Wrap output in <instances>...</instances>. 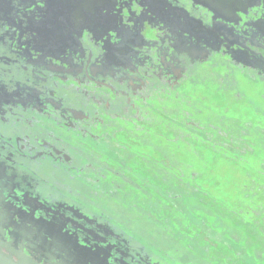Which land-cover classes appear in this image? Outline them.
<instances>
[{"label": "flooded vegetation", "instance_id": "flooded-vegetation-1", "mask_svg": "<svg viewBox=\"0 0 264 264\" xmlns=\"http://www.w3.org/2000/svg\"><path fill=\"white\" fill-rule=\"evenodd\" d=\"M197 146L262 186L193 201ZM159 168L197 217L173 214L164 250L125 208ZM0 233L40 264H264V0H0Z\"/></svg>", "mask_w": 264, "mask_h": 264}, {"label": "rangeland", "instance_id": "rangeland-1", "mask_svg": "<svg viewBox=\"0 0 264 264\" xmlns=\"http://www.w3.org/2000/svg\"><path fill=\"white\" fill-rule=\"evenodd\" d=\"M199 90L200 91H197L196 96L194 97L199 99L203 97L206 98L205 100H201L202 108L209 110L220 117L228 116L234 119L238 118L252 121L255 125H263V118L257 115L248 105L230 104L222 99V97H224L223 95L215 92L214 90H207L203 88H199ZM135 149L139 152L151 155L157 160H161L160 154L154 153L148 148L137 145ZM197 149L200 153L199 163H202L201 165L204 166V170L206 171L201 173L203 172V169L201 168H197V170L192 171L191 173L195 174V179L192 181L184 177L186 183L189 184V188L187 189L188 192L186 193L185 191L184 193L192 195L191 198L193 201L196 199L194 196L206 193L211 195L214 199L220 200L235 209H240L237 201L238 195L251 193L253 188L255 191H258V188L262 186L261 182H253V178L249 176L244 169L223 158L221 154H217L212 150L209 151L201 148L200 146H197ZM192 160L196 161L194 159ZM166 171L167 170L165 169L163 170L159 168V172L162 174L159 173L158 180H156L152 186H147V192L142 190L145 196L149 199L148 201L141 203V211L136 209L138 197L135 196L132 198L127 196V203L125 207L126 223L129 227L128 231L130 234L139 240H141L140 238H143L144 242H151L153 239L159 238V241L163 240L162 244H158L159 249L162 250L167 249V244L163 237H168L167 231L170 226L167 221H169L170 217L173 214L177 215V211L181 212V214H183V216L185 215V217L194 216L193 210H187L190 209L188 202L186 201L188 198L185 200L178 198L179 196H182V192H179L178 188H175V186L173 187L168 184L167 181H164L165 179L169 180L166 177ZM174 175L177 179H181L180 170L176 169L174 171ZM167 191H171V194H167ZM150 196H152V199ZM143 199L144 198L142 197L141 201ZM173 206L175 207V211L171 212V208ZM159 213L161 217L159 216ZM197 214L201 213L197 211ZM183 216L176 218V220L182 221ZM154 220H158V222H155ZM210 223L215 224L216 221L214 219H210Z\"/></svg>", "mask_w": 264, "mask_h": 264}, {"label": "water", "instance_id": "water-1", "mask_svg": "<svg viewBox=\"0 0 264 264\" xmlns=\"http://www.w3.org/2000/svg\"><path fill=\"white\" fill-rule=\"evenodd\" d=\"M0 264H40L28 257L22 247L8 242L5 235L0 233Z\"/></svg>", "mask_w": 264, "mask_h": 264}, {"label": "trees", "instance_id": "trees-1", "mask_svg": "<svg viewBox=\"0 0 264 264\" xmlns=\"http://www.w3.org/2000/svg\"><path fill=\"white\" fill-rule=\"evenodd\" d=\"M174 186H175V188L179 189V192H182V190L184 188L180 181H179V184H178V180L177 179L174 180ZM167 194H171V191H167Z\"/></svg>", "mask_w": 264, "mask_h": 264}]
</instances>
